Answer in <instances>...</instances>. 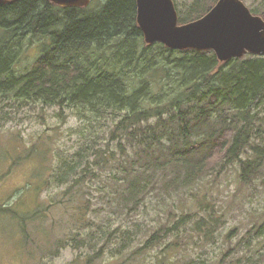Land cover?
I'll return each mask as SVG.
<instances>
[{"label":"trees","instance_id":"16d2710c","mask_svg":"<svg viewBox=\"0 0 264 264\" xmlns=\"http://www.w3.org/2000/svg\"><path fill=\"white\" fill-rule=\"evenodd\" d=\"M219 1L194 0L185 11L175 4L179 25L200 20ZM252 6L251 12L264 20V0ZM27 50L33 51L32 62L21 72ZM0 96L51 107L82 104L101 117L119 115L109 120L107 141L114 145L111 155L122 157L105 159L115 161L113 207L119 214L143 215L155 197L169 203L180 194L186 207L176 220L168 207L164 223H150L152 234L143 250L171 236L179 241L183 233L206 248L217 244L228 216L204 179H219L236 162L240 184L264 179V56L220 62L213 51L148 45L137 23L136 0H92L87 7L49 0L0 4ZM91 169L86 162L72 184L83 186L89 175L100 178ZM31 189L37 196L42 187ZM84 189L69 187L65 193L77 202L83 223L91 213ZM19 197L1 204L0 218L17 219L12 232L21 241L30 238L27 224L42 221L44 214L39 204L21 212ZM259 239L264 240V221L244 235L247 243L237 264H264V253L253 245ZM178 251L177 243L167 244L162 260Z\"/></svg>","mask_w":264,"mask_h":264},{"label":"rangeland","instance_id":"374dc122","mask_svg":"<svg viewBox=\"0 0 264 264\" xmlns=\"http://www.w3.org/2000/svg\"><path fill=\"white\" fill-rule=\"evenodd\" d=\"M193 1L173 0L183 11ZM254 3L260 5L262 0L244 2L250 11ZM32 56V50L23 54L27 59L21 63L19 71L27 70ZM118 116L101 117L82 104L77 108L51 107L14 102L0 96V206L20 196L18 209L21 212L33 210L39 204L44 214L42 221L27 224L30 227L25 232L30 238L23 237L21 241L16 240L12 232L17 219L8 222L0 218V264H182L189 261L237 264L247 243L244 235L264 221V179L247 187L240 184L237 162L219 179L210 176L204 179V183L211 182L212 187L208 188L215 192L217 202L226 209L228 216L217 244L206 248L196 238L183 233L179 241L171 236L155 248L143 250L152 234L147 231L148 225L164 223V211L168 207L177 213L173 217L176 220L186 208L184 196L177 195L176 202L169 203L155 197L158 203H149L143 215L141 211L128 210L119 214L120 209L113 207L111 187L116 173L115 161L106 163L105 159L122 157L117 152L111 155L108 150L114 145L107 141L109 120ZM97 160L100 165L94 168L92 163ZM86 162L100 178L89 175L83 186L72 184L74 179L81 178ZM68 171L71 173L66 175ZM46 178L49 183L44 182ZM39 186L42 190L37 189L35 196L30 187ZM69 187H87L82 195L91 213L85 223L77 218V202L75 204L65 195ZM174 242L179 245V251L165 253L167 258L162 260L163 249ZM253 245L264 253L263 239L256 240Z\"/></svg>","mask_w":264,"mask_h":264},{"label":"water","instance_id":"95a60500","mask_svg":"<svg viewBox=\"0 0 264 264\" xmlns=\"http://www.w3.org/2000/svg\"><path fill=\"white\" fill-rule=\"evenodd\" d=\"M20 0H0V4ZM62 7H87L91 0H49ZM137 23L146 44L173 50L213 51L220 62L247 54L264 56V20L241 0H220L206 16L179 25L173 0H136Z\"/></svg>","mask_w":264,"mask_h":264},{"label":"bare ground","instance_id":"6f19581e","mask_svg":"<svg viewBox=\"0 0 264 264\" xmlns=\"http://www.w3.org/2000/svg\"><path fill=\"white\" fill-rule=\"evenodd\" d=\"M59 6V5H58Z\"/></svg>","mask_w":264,"mask_h":264}]
</instances>
